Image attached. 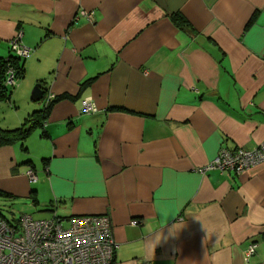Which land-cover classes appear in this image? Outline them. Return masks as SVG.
I'll return each instance as SVG.
<instances>
[{"label": "crops", "instance_id": "obj_1", "mask_svg": "<svg viewBox=\"0 0 264 264\" xmlns=\"http://www.w3.org/2000/svg\"><path fill=\"white\" fill-rule=\"evenodd\" d=\"M20 30L31 54L0 132H42L0 146L2 192L43 198V219L108 215L113 264H264V162L199 172L264 142V0H0V56Z\"/></svg>", "mask_w": 264, "mask_h": 264}, {"label": "built area", "instance_id": "obj_2", "mask_svg": "<svg viewBox=\"0 0 264 264\" xmlns=\"http://www.w3.org/2000/svg\"><path fill=\"white\" fill-rule=\"evenodd\" d=\"M94 21V13L84 12ZM20 30L10 41L11 51L25 59L31 48L22 40ZM5 85L16 89L20 85L17 70L9 59ZM54 100L49 94L46 103ZM84 113L97 112L90 99L82 102ZM264 162V142L255 149L222 147L213 161L199 170L205 174L217 170L221 173L240 175ZM32 182L38 177L33 169L27 171ZM66 222L69 225H66ZM132 224H138L133 221ZM118 247L113 223L108 215H75L65 221L55 215L48 219H34L24 215L17 221H9L0 215V264H113ZM256 243H251L245 254L249 259L256 253Z\"/></svg>", "mask_w": 264, "mask_h": 264}, {"label": "rangeland", "instance_id": "obj_3", "mask_svg": "<svg viewBox=\"0 0 264 264\" xmlns=\"http://www.w3.org/2000/svg\"><path fill=\"white\" fill-rule=\"evenodd\" d=\"M0 102H6V100H0ZM40 102H42V100L38 101V104ZM33 104H37V102H34ZM12 117H13V114L11 113V109L9 107H6V106L0 107V123L3 122L4 120L9 121ZM25 124L29 125L28 120H25ZM37 129L38 130H36L32 135H30V137H28V141L32 142V141H35L36 137L38 138V135H40V132H42V130L40 129V127ZM2 130L4 132V129ZM5 131L7 130L5 129ZM30 167H32V169L36 172V174L38 173L40 175L42 161L37 159L36 167H33V166H30ZM30 192L31 191H29L28 193L29 195L23 194V193L11 194L7 192H2L0 188V215H3L9 221H17L24 215H30L34 219H43L45 217H50L51 214H49L48 211L40 210L41 204H39L36 201V198L38 197V195L36 194L37 195L36 197L33 192L31 194ZM39 199L42 200L43 198H39ZM66 225L68 226L69 223L66 222Z\"/></svg>", "mask_w": 264, "mask_h": 264}, {"label": "trees", "instance_id": "obj_4", "mask_svg": "<svg viewBox=\"0 0 264 264\" xmlns=\"http://www.w3.org/2000/svg\"><path fill=\"white\" fill-rule=\"evenodd\" d=\"M173 20L178 22L179 24H186L188 25L187 20L185 17L178 13L173 15ZM5 57L0 56V100H10L11 98V93H12V88L7 87L5 85V80H6V69L8 68ZM9 62L11 63L12 66L15 67L17 70V77L21 81L23 76H24V67L21 62V58L17 57L13 52H11V55L8 57ZM55 100V99H54ZM54 100H52L48 105L45 104V106L34 113V116H40L41 119L43 120L46 118ZM40 120L37 119L34 122H31V124L26 125L24 124L22 127H19L14 130H7V131H2L0 132V146L5 145V144H14L19 140H25L31 132L34 130V128L40 124ZM46 161V160H45Z\"/></svg>", "mask_w": 264, "mask_h": 264}, {"label": "water", "instance_id": "obj_5", "mask_svg": "<svg viewBox=\"0 0 264 264\" xmlns=\"http://www.w3.org/2000/svg\"><path fill=\"white\" fill-rule=\"evenodd\" d=\"M44 90L42 89V85L40 83L36 84L34 89L32 90V100L34 102H38L43 98Z\"/></svg>", "mask_w": 264, "mask_h": 264}]
</instances>
